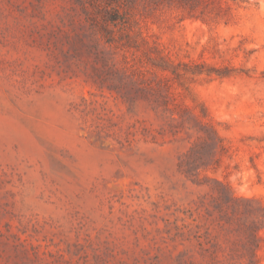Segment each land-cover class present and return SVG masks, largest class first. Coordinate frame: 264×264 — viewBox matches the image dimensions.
Instances as JSON below:
<instances>
[{"label": "rangeland", "instance_id": "1", "mask_svg": "<svg viewBox=\"0 0 264 264\" xmlns=\"http://www.w3.org/2000/svg\"><path fill=\"white\" fill-rule=\"evenodd\" d=\"M236 2L228 23L175 8L143 24L176 64L224 74L174 96L225 145L190 174L197 134L145 99L141 53L94 35L75 0H0V264H244L253 226L264 264V0Z\"/></svg>", "mask_w": 264, "mask_h": 264}, {"label": "trees", "instance_id": "2", "mask_svg": "<svg viewBox=\"0 0 264 264\" xmlns=\"http://www.w3.org/2000/svg\"><path fill=\"white\" fill-rule=\"evenodd\" d=\"M75 0L81 8L85 20L94 35L107 45L132 56L141 53V65L133 69L143 86L145 99L156 104L174 122L171 130L176 132H195L196 141L190 151L186 172L193 174L202 164L206 148H216L224 153L225 145L219 134L208 108L193 99V104L177 102L174 96L189 94L190 84L199 76L211 77L213 73L223 77V73L204 62L176 64L160 49L155 40L144 36L143 28L147 20L157 13L170 9H179L183 19L209 21L232 20L236 0ZM143 65L150 66L145 67ZM135 66H133L134 68ZM132 68V67H131ZM151 71L156 80L148 78ZM181 92H178V91ZM218 187L227 188L222 183ZM218 192H221L218 189ZM256 226L246 230V239L235 253L239 262L244 264H261L258 251L261 237Z\"/></svg>", "mask_w": 264, "mask_h": 264}]
</instances>
